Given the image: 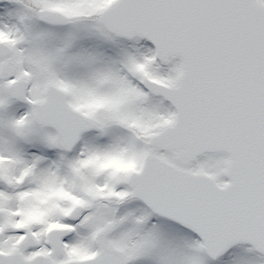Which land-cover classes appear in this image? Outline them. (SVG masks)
I'll list each match as a JSON object with an SVG mask.
<instances>
[{
  "label": "snow or ice",
  "instance_id": "snow-or-ice-1",
  "mask_svg": "<svg viewBox=\"0 0 264 264\" xmlns=\"http://www.w3.org/2000/svg\"><path fill=\"white\" fill-rule=\"evenodd\" d=\"M0 264H264V0H0Z\"/></svg>",
  "mask_w": 264,
  "mask_h": 264
}]
</instances>
